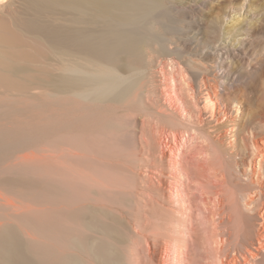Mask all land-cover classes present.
<instances>
[{
	"label": "bare ground",
	"instance_id": "1",
	"mask_svg": "<svg viewBox=\"0 0 264 264\" xmlns=\"http://www.w3.org/2000/svg\"><path fill=\"white\" fill-rule=\"evenodd\" d=\"M189 6L182 0H0V264H140L141 252L151 256L150 241L158 250L165 244L176 264H241L249 258L244 251L253 253L255 234L264 251V152L256 157L258 170L238 169L235 155L209 134L217 121L216 87L210 85L211 93L203 77L212 70L163 42L174 39L181 15L196 8ZM236 20L224 24L227 40ZM161 56L177 71L192 68L206 91L209 119L193 124L154 100L145 105L156 93L151 69ZM164 80L175 84L173 77ZM187 102L198 115L196 96ZM121 109L202 139L205 148L197 147L207 150V163H168L160 133L158 146L156 137L146 145L137 118L114 114ZM152 160L163 177L154 191L165 202L150 207L142 202L153 201L146 181L151 169L142 170L155 167ZM184 176L196 179L203 196L225 187L212 193L221 199L208 222L212 229L204 214L195 221L202 231L195 229ZM162 189L175 200H166ZM193 233H204L205 255L198 256L204 262L193 255Z\"/></svg>",
	"mask_w": 264,
	"mask_h": 264
},
{
	"label": "rangeland",
	"instance_id": "2",
	"mask_svg": "<svg viewBox=\"0 0 264 264\" xmlns=\"http://www.w3.org/2000/svg\"><path fill=\"white\" fill-rule=\"evenodd\" d=\"M182 3H184V7H188L190 5L189 8L194 6L196 8L195 10H191V11L187 10L188 12L186 11L184 12L185 14L183 13L181 15L184 21L183 23H178L177 24L178 26L176 25L179 29L176 35L174 36V39L170 40L168 36L166 37L164 36L163 42L169 41L168 43L165 42L164 43L168 45L170 43L169 48L171 51L190 55L187 57L188 58L191 57V59L193 61H196L198 65L200 64V67H202L203 69L212 70L211 72L204 74L205 76L203 77V80L206 81V84L208 85L210 91L213 90L210 87V85H213L214 88L216 87L214 89L216 94L214 93L215 97L213 98V100L215 103L214 109L216 111L217 121L213 122V125H211L214 127V131L213 133H209V134L212 137L214 136L213 138H215L216 142L219 143L220 147H222L221 150L223 151L224 149L229 150V152L235 155V162L238 165V169L242 171L243 167L244 168L246 167L250 170L253 169L256 171L258 170L255 167L256 157L260 155L262 152H264V144L262 143L264 139V0H198V1L182 0ZM185 4L188 5L185 6ZM239 9L242 11L240 12V15L237 14ZM235 19L237 20L235 26L236 28L234 27L235 32H233L234 29L232 31L233 39L227 40L226 38L228 37L224 35L227 32V30L224 29L226 28L225 26L228 25L226 21L229 20V22H231ZM233 40L235 42H231ZM228 42L231 43V47H230V43ZM187 60L189 61L190 59ZM161 61L163 64L159 65ZM221 64L223 65V67ZM152 67L153 69L151 70L153 72V78L155 81L154 85H156L155 87L156 96L153 94V96L150 99L146 98L145 100L146 106L149 105L148 103H150V101L148 100H154V103L159 104L157 106H159L158 108H160L161 110L163 109V106L166 105V107L169 108V110L175 115L174 118L178 116L176 119H186V121L193 124L195 123L198 124V121L201 118L204 121L209 119L210 116L209 113H211V109H207V108L205 109L206 91H204L205 90L204 88H199V84H197V82L193 79L192 74H194V71L191 70L192 68L185 65L186 72L184 73L180 70V68H178V71L180 70L181 72L178 73L177 68L175 69L172 66L171 59L165 58L164 56L156 57L155 64L153 63ZM188 70L189 71L191 70V72L193 73L189 72ZM225 74L227 77H224ZM171 76L175 79V84H172L170 82L165 83L164 79L165 78L171 79L172 78ZM211 79H214V81H212ZM209 81L212 82V84L209 83ZM173 87H176V89H173ZM193 96H196L198 103L200 102L199 103L200 112L198 113V115H196L195 111L193 112L192 108L189 107V104L187 102V98L188 97L193 98ZM136 107L131 106L132 108V109L130 108L131 111L136 109ZM114 114H116L118 117L121 116L122 118H124V116L127 115L128 119L131 122L132 120L137 118L132 114H131L132 117H130L129 116L130 112L125 113V111H122V113H118V111H115ZM197 116H199L200 118ZM137 119L138 121H136L135 119L133 122L138 123L140 132L144 134V139L148 141L145 142V144L147 143L146 145H148L149 140L151 141V139L148 140V138L152 137L153 139L154 137L155 139L156 137L157 140L155 139V144H157V141L161 137L160 140L158 141V144H160L163 147L164 153L168 155L169 157L168 159H170L168 163L170 162V164H176V162H181L180 160H183L181 163L184 164V166L185 164L186 166H189V163L190 164L194 163L197 165L199 163V165L200 164L202 165L203 163L206 162V159L208 158L207 150L205 151L202 149L200 150V148H203L202 146H205L202 139L199 138L197 140L195 139L193 140L189 136V134L187 135V132L184 129L176 127L175 130L173 131V129L171 130L172 126H169L168 124L167 125L163 124L157 119H151V121L148 117H145L144 119L143 118H137ZM157 123H159L158 125L162 129L159 126H157ZM206 128H208L207 125L205 126V129ZM158 133H160L161 135V136L159 135L160 137L157 136ZM190 141L192 143L194 142L193 145H195L196 147L198 145L199 146L202 145V146H200V148L199 147L196 148L195 146L191 145L192 143H190ZM195 141L197 143L199 141V143L197 144ZM167 145L168 147L171 145V147L178 154L177 159L173 157L169 152L168 148L165 147ZM179 155L181 156L180 158ZM202 156L203 159L206 158L207 156L205 161H203ZM194 161H196V163ZM153 162L155 167L151 164H146L147 166L148 165L150 166L146 167L145 169L143 168L142 170L145 172L146 169L147 170L148 168L151 169V171L146 172L151 175L150 177L151 179L150 180L148 179L146 181L148 183L147 185H149V188L150 189L152 188L151 189L152 191L150 190L151 191L150 196L152 197L153 201H151V198L147 196L145 197L144 200L145 202H142V205L143 203L144 205L146 203H147L146 205H150V202L153 203L155 202V204L165 202L164 199L163 201H161L163 197L159 196L155 192L161 190L162 185L160 184L159 181L163 177L160 174H158L159 172L157 173V171H159L157 169L159 168V165L156 164L158 163L155 161ZM205 167H207V164ZM214 173H216L219 178L217 180V184L223 186L224 184L222 182L223 172L217 171ZM184 177H185L184 180L185 183L186 184L188 183L187 186L185 187L186 192H184L185 194L183 193L184 198L186 197L185 207L190 209L189 212H187L188 215L190 214V216H192L195 222L198 221L197 218L200 215L201 216L199 218H201L202 215L204 214L205 217L204 216L203 217L208 220L207 224L209 226L208 222L212 221L209 219H213V213L215 215V213L219 211L218 210L220 207L219 200H221L220 194L217 195L212 193L223 191L225 187L224 189L223 187L222 188L220 187V189L217 188L216 190L213 189L212 191H216V192H210V195L204 194L206 196L205 197L203 196L202 192H200L201 187L199 189L200 185L197 184V181L196 182L192 181V179L196 180L195 178H193V176L192 177L190 176L191 178L189 176L187 177L184 176ZM201 180L204 179L201 178ZM194 184L195 186L197 185L198 187L196 186L197 187L196 188ZM155 185H157V187ZM176 186L177 184L174 183L170 184V188L173 192H176V190L173 188ZM163 192L164 190L162 189V193ZM164 193L167 194L168 197L166 200L170 198L175 200V197H171L172 196L171 193L169 192L168 193L164 192ZM222 200L224 199L222 198ZM151 205L153 204L151 203ZM170 206L176 207L178 209V206L175 204V202H172ZM200 209H202V211H200ZM212 209L214 210V212L212 211ZM182 210L186 211L185 209ZM198 210L200 211V213ZM209 210L211 211L212 217H210L211 214ZM216 219L218 220V217H216ZM195 223H196L195 225L197 226V222ZM211 223L212 222H210V224ZM196 226L195 229H197L199 232L202 231V229H198L199 227ZM186 234L190 235L189 232H186ZM203 234L204 233L200 234V237H198L199 235L198 233H195V235L193 233L192 240L190 239L191 241L194 240L196 243L193 245L192 248L195 249L194 251L192 250V252L193 253L195 252L193 255L196 257V262H201V260L204 262V259L198 258L200 254L205 255L202 254L205 253L202 247L203 243L201 244L200 242L201 241L200 239L201 237H203ZM255 235L253 237L252 246L249 247V249L253 253H250L251 254L250 255L245 253L244 251L243 254H246V256L248 255L247 257L249 258L247 259L248 261H246V263L242 259H240L241 264H248V262L252 264H256L257 262L264 261V251L260 249V245L257 242L258 235L257 234ZM153 243H154L153 241H150L149 243L150 246L148 248L151 249L150 255L152 257L149 256L148 258L143 252H141L142 258H140L141 261L139 262L140 264H176L171 256L170 251L166 248L165 244H160L159 247L160 250H158L156 247H154ZM199 243L200 245H198ZM154 253L156 254V256Z\"/></svg>",
	"mask_w": 264,
	"mask_h": 264
}]
</instances>
